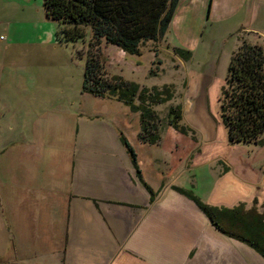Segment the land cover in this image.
Returning a JSON list of instances; mask_svg holds the SVG:
<instances>
[{
    "label": "rangeland",
    "instance_id": "rangeland-1",
    "mask_svg": "<svg viewBox=\"0 0 264 264\" xmlns=\"http://www.w3.org/2000/svg\"><path fill=\"white\" fill-rule=\"evenodd\" d=\"M61 29L47 16L43 0H0V264H51L47 202L26 197L35 177L51 191L68 194L71 177L106 184L112 172L107 163L136 170L118 130L127 119L118 120L120 108H130L83 90L91 30L85 40L64 41ZM102 51L110 75L149 88L173 86V98L154 109L165 121L170 107L181 106L182 124L189 128L187 134L173 128V134L166 127L158 144L137 150L139 157L168 180H183L180 188L208 205L232 208L243 202L250 208L258 198L264 212V144H230L220 112L228 66L194 89L166 46L145 43L141 55L121 59L118 47L103 41ZM201 182L202 188L191 187ZM174 191L198 208L186 194L169 192ZM200 212L196 260L203 264L213 255V264H264L260 252L223 234Z\"/></svg>",
    "mask_w": 264,
    "mask_h": 264
},
{
    "label": "crops",
    "instance_id": "crops-1",
    "mask_svg": "<svg viewBox=\"0 0 264 264\" xmlns=\"http://www.w3.org/2000/svg\"><path fill=\"white\" fill-rule=\"evenodd\" d=\"M242 34L248 42L264 47V0H181L170 31L152 43L159 50L166 46L173 51L176 66L185 70L187 83L195 89L199 80L229 65ZM174 48L189 50L192 57L185 60ZM117 56L127 55L118 48ZM120 111L118 120L127 117L119 123L120 141L124 136L134 149L139 172L136 166L134 172L132 165L115 161L106 164L112 170L106 184L76 182L70 175L68 194L51 191L36 177L28 188L26 197L31 201L47 202L51 264H201L195 259L200 247V208L169 192L183 186V180L180 184L168 180L150 160L139 157L138 149L152 145L139 139L140 114L127 108ZM168 132L175 134L172 127ZM146 186L154 193L153 200ZM191 187L202 188L203 183ZM203 264H213V255Z\"/></svg>",
    "mask_w": 264,
    "mask_h": 264
},
{
    "label": "trees",
    "instance_id": "trees-1",
    "mask_svg": "<svg viewBox=\"0 0 264 264\" xmlns=\"http://www.w3.org/2000/svg\"><path fill=\"white\" fill-rule=\"evenodd\" d=\"M49 18L62 24L60 38L64 41L85 40L87 29L92 32L88 42L83 90L97 97L116 99L140 114L139 139L158 144L166 127L187 134L182 124L181 106H172L164 121L154 109L174 96L171 85L146 87L110 75L105 70L102 42L112 44L127 55H141L142 46L158 42L169 31L181 0H43ZM239 45L232 53L225 84L221 90L220 112L230 144L263 145L264 138V47L239 36ZM185 60L192 52L174 48ZM139 172L136 154L122 136ZM152 194L154 193L146 186ZM186 194L207 215L213 226L223 234L244 242L264 256V212L258 200L252 207L239 203L232 208L206 204L192 190L175 187Z\"/></svg>",
    "mask_w": 264,
    "mask_h": 264
}]
</instances>
